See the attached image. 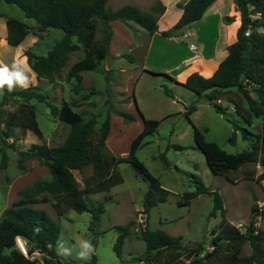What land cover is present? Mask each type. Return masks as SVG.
<instances>
[{"label": "trees", "instance_id": "trees-1", "mask_svg": "<svg viewBox=\"0 0 264 264\" xmlns=\"http://www.w3.org/2000/svg\"><path fill=\"white\" fill-rule=\"evenodd\" d=\"M16 4L24 16L36 21L31 26L25 20L13 15H5L6 40L17 45L27 34H40V30L48 27L62 30L61 36L56 39L45 53H36L31 48L25 50L27 62L38 76L53 78L66 65L69 53L80 47L83 55L73 61L68 70L69 79H74L79 87L82 80V71L94 69L101 60L109 54V44L113 33L112 20H120L129 25L133 21L152 34L158 30L159 15L164 12L165 5L157 0L149 9H144L133 3H124L116 8L107 5V0H4ZM215 0H187L179 4L182 12L175 23L160 32L163 35L174 34L187 23L204 16ZM236 10L240 13V25L236 30V39L226 45V52L219 60L217 68L209 76H204L198 71L191 72L184 81L165 71H152L160 73L183 84L191 90L201 94L206 93L209 101L213 102L218 110L220 106L214 103V99L223 96V92L233 89L239 92L236 98L226 95V98L235 106V112L245 125H240L234 117L226 116L233 123L234 131L228 137L229 141L236 139V131L240 130L241 136L249 141V147L237 152H228L217 142L207 140L203 133L193 126L195 145L204 153L206 163L214 174H226L238 169L245 163H260L262 171L256 173L255 169L246 171L248 177L257 180L264 178V0H233ZM224 22L233 20L232 15L224 14ZM102 23L103 34L96 37L98 22ZM234 23V24H233ZM228 35L235 37L234 27ZM206 63L198 57L192 62V68L202 73L209 72L212 66L205 70ZM207 90L210 92L207 93ZM166 93L170 90L166 87ZM22 99L36 98L46 101L49 112L69 125V130L59 144L49 145L45 142H33L27 148H17L14 138L11 142L7 138L13 135L11 121H6L7 129H1L0 121V151L2 158L0 167L6 165V148L16 150L17 166L22 170L28 167L27 159H36L45 165L50 175L36 178L32 183L17 190V197L3 210L0 216V264H68L59 258L55 250V243L60 231L59 222L45 209L34 206L38 202H52L57 213H62L68 208L92 213V221L99 220L104 210L103 203L90 204L88 199L91 193L109 190L113 185L122 182L123 176L118 170V164L128 162L136 169L149 185L145 193L143 210L148 213L149 207L159 201L166 200L168 189L161 186L146 164L137 156L136 150L144 144V137L152 132L159 124V119L144 117L138 109L132 91V100L143 117L142 129L132 138L129 150L125 154H114L106 144V138L110 132L111 111L128 119L135 116L128 110L107 106L105 116L97 127V115L94 113L85 117L84 113L76 108V101L63 99L58 105L46 99L39 90L28 87L17 88L13 92L3 91L1 103L9 97ZM218 102V101H217ZM195 108L189 104L190 112ZM260 118L258 131L247 127L252 125L254 118ZM34 125V124H33ZM38 135L42 132L35 126ZM98 137L94 138V134ZM165 164L169 163L164 153L160 154ZM92 165V173L83 179V185L77 180L74 170H80L86 165ZM196 188L183 194L181 202L188 203L189 199L200 194L211 192L213 194V207L211 213L217 210L224 215L222 197L219 191L211 190L200 177L195 176ZM254 198L256 195L254 194ZM252 215L245 231H240L235 225L225 218L219 222L220 229L210 237L214 244L211 251L204 256L200 255L203 243L196 245H183L180 235H173L162 228L152 229L145 223L139 231L144 240L146 250L140 255V259L147 262L152 258H158L163 253V264H236L244 261L246 264H264V229L254 231L253 221L257 210L256 204L251 206ZM148 216V214H147ZM134 220L129 219L124 224H116L118 235L113 248L119 254L124 238L130 233V226ZM20 235L26 242L28 250L38 248L41 251L40 258L29 259L15 245L14 237ZM248 242L251 252L248 255H240L242 246ZM185 258V260H183ZM218 258L216 262L214 259ZM215 261V262H214ZM80 264H97L96 256L92 255L90 261Z\"/></svg>", "mask_w": 264, "mask_h": 264}, {"label": "rangeland", "instance_id": "rangeland-1", "mask_svg": "<svg viewBox=\"0 0 264 264\" xmlns=\"http://www.w3.org/2000/svg\"><path fill=\"white\" fill-rule=\"evenodd\" d=\"M135 1L137 0H107V5L116 8ZM156 1L153 0L152 3ZM0 13L21 18L31 26L36 25V21L24 16L16 4L4 0H0ZM229 13L240 18L239 11L232 9V6ZM5 15L0 14V64L11 65L15 60L29 67L31 71L28 87L39 90L46 95L47 100L58 105L63 99L75 100L76 108L82 111L85 117L92 113L97 115V127L105 116L109 104L112 108L128 110L134 114V119H128L111 111V131L106 138V144L114 154L128 152L132 138L143 127L142 115L159 119L157 127L144 137V144L136 150L137 156L158 177L161 186L168 189L166 200L150 206L148 213L143 207L149 182L128 162L118 164V170L123 176L122 182L113 185L109 190L90 194L88 203L104 205V210L96 223L92 221V213L88 210L78 211L68 208L58 214L50 201L33 204L45 209L60 224L55 250L60 240L66 241V246H71L77 240L87 239L94 246V251L87 260L77 259L73 252L71 256L59 255L62 261L68 264H80L90 261L92 255H95L97 264H163V253L149 262L139 258L146 250L145 242L139 235L145 223L152 229L162 228L173 235H180L183 245L209 242L210 237L219 231V222L222 218L233 225L239 222L245 225L249 223L252 204L258 199H264V195L260 192L261 186H264V178L257 180L248 177L246 171L255 169L258 174L262 171V166L258 162L245 163L238 169L229 171L227 175L214 174L206 163L204 153L195 145L193 136V126H196L207 140L217 142L228 152L248 148L249 141L241 136L240 130L236 131V139L233 142L228 140L234 131V126L226 116L234 117L240 125L246 124L238 118L231 108L233 104L226 98V95L239 98L238 91L233 89L223 92L224 95L219 97L218 102L215 98L214 103L221 108L218 110L213 102L209 101L205 92L199 94L158 72L143 71L139 74L134 67H139L140 61L143 60L140 44L143 43L146 30L133 21H129L130 24L127 25L120 20L122 26L120 23L119 26L117 24L114 26L115 31L113 30L111 36L108 56L94 69L81 72L82 80L79 87L75 85L74 79L68 78L67 70L73 61L83 55L82 47L69 53L66 65L53 78L38 76L28 64L25 50L31 48L36 53H45L61 36L62 30L48 27L40 30V34L30 32L19 44L13 45L6 40ZM178 17L177 9L171 7L158 24L162 28H168ZM225 30L218 44L227 39ZM204 31L211 33L209 26L205 27ZM195 33L199 35L193 29L187 35L178 33L174 36L179 43L182 42L178 47L180 52L187 51V46L192 41H199V45L205 44L206 51L210 52L212 42ZM102 34V23L99 21L96 37L100 38ZM200 48L199 46V49L192 52L203 54ZM166 87L170 93L164 91ZM133 88L142 115L134 101H131ZM208 92L210 90H207ZM2 94L3 92H0V101ZM191 103L195 108L187 112ZM0 121L1 129H7L5 122L11 121L13 135L8 137L7 141L11 142L14 138V145L17 148H27L33 142L59 144L69 130L67 123L50 114L46 101L36 98L25 100L12 96L3 103L0 102ZM260 122L261 119L255 117L252 125L247 127L258 131ZM35 126L40 128L41 135L37 134ZM96 137L98 135L95 133L94 138ZM162 153L169 161L167 165L164 158L159 156ZM6 155V165L0 167V216L9 202L17 197L18 189L32 183L36 178L50 175L48 168L36 159H27L25 164L28 168L22 171L17 166L16 150L11 147L6 148ZM1 158L0 151V161ZM92 171L91 164L80 170H74L80 185H83V179ZM195 176L200 177L209 189L219 191L224 215L219 210L214 214L211 213L213 207L211 192L200 193L190 198L188 203H180L184 193L196 188ZM129 219H133L134 222L118 254L113 248L118 235L115 225L124 224ZM258 225L264 229V212ZM262 246L264 247V241ZM206 252L202 249L200 255L204 256ZM250 252L249 243H244L240 255H248ZM214 260L219 261L218 258ZM236 264L246 263L239 261Z\"/></svg>", "mask_w": 264, "mask_h": 264}, {"label": "crops", "instance_id": "crops-1", "mask_svg": "<svg viewBox=\"0 0 264 264\" xmlns=\"http://www.w3.org/2000/svg\"><path fill=\"white\" fill-rule=\"evenodd\" d=\"M152 1L153 0H137L134 3L133 2L132 3L144 9H149L153 4ZM160 1L165 5V10L159 15L158 18L159 22L161 18L166 15V13L169 11L171 7L173 8L175 7L178 11V15L180 16L182 12V8L179 6V4H183L187 0H160ZM231 6L232 9L235 8V3L233 0H215L211 4L209 10L204 16H202L200 19L187 23L182 28L177 29L174 34L163 35L160 31L162 29H167V28H162L158 24L157 31H155L152 34H148L147 32L145 33L142 39L143 43L140 44L141 49L143 50V54L141 55V58L143 60L140 61L139 67L136 66L134 68L138 71L139 74H141L143 71H146L144 69H151L153 71H165L175 76L180 81H184L185 78L193 71H198L204 76L211 75L212 72L217 68L219 60L224 56L226 52V45L233 42L236 39V35L234 38H231L229 37L228 33L229 31L232 30L233 22H236L237 24L234 27V29L238 28V26L240 25V18L237 16H233V20L230 22H224L222 20V16L224 14L231 15L229 13V9ZM120 22L118 19L112 20L110 22L114 31H115V27H114L115 24L119 26ZM208 26L210 27V31H211V33L209 34L206 31H204L205 27ZM193 29H195V31H197V33L200 36H203L209 39L210 42H212L210 52L206 51L205 44L199 45L200 44L199 41H195L194 43L198 44V49L199 46L201 47L200 49L201 51H203V54H198V52L197 53L192 52V49L190 48V43H192L193 41L189 43V46H187V51L185 52L179 51L178 47L180 46V44H182V42L179 43L177 39L174 38V36L177 35L178 33H181L182 35H187ZM224 29H226L225 36H227V39H224L223 42L218 44L220 39L223 38ZM203 47H205V49ZM198 57H200L206 63L205 70H207V68H210L208 66H212L209 72L202 73L200 70L192 68V62ZM110 131H111V126H110ZM260 192H262V194L264 195L263 185L261 186ZM11 201L9 202V204L11 203Z\"/></svg>", "mask_w": 264, "mask_h": 264}, {"label": "clouds", "instance_id": "clouds-1", "mask_svg": "<svg viewBox=\"0 0 264 264\" xmlns=\"http://www.w3.org/2000/svg\"><path fill=\"white\" fill-rule=\"evenodd\" d=\"M30 68L15 60L11 65L0 64V92L5 88L8 92H13L17 87L27 89L30 84ZM67 242L60 240L57 243V254L71 256L75 252L77 259L87 260L94 251V246L90 240L80 239L71 246H66Z\"/></svg>", "mask_w": 264, "mask_h": 264}, {"label": "built area", "instance_id": "built-area-1", "mask_svg": "<svg viewBox=\"0 0 264 264\" xmlns=\"http://www.w3.org/2000/svg\"><path fill=\"white\" fill-rule=\"evenodd\" d=\"M190 48L192 50H196L198 48L197 44L192 42L190 43ZM219 101V99L217 100ZM233 110H235V106L232 105L231 107ZM256 204V212L254 215V221H253V226H254V231L256 232L260 227H259V222L262 218V214L264 212V199H258L255 201ZM235 226L240 230V231H245L246 230V225L242 222H239L238 224L235 223ZM15 245L18 247V249L24 254L27 258L29 259H34V258H40L41 251L38 248H34L33 250H28L27 245L25 240L20 236V235H15L14 237ZM214 248V244L207 241V243L203 244V248L205 251H211ZM201 249V250H202ZM41 264L43 262L41 261ZM254 264H259L258 262H255Z\"/></svg>", "mask_w": 264, "mask_h": 264}]
</instances>
